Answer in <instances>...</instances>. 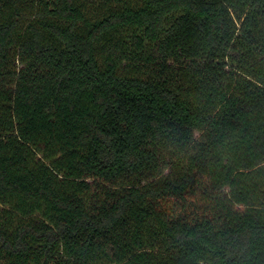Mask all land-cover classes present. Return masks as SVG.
<instances>
[{"label": "trees", "instance_id": "trees-1", "mask_svg": "<svg viewBox=\"0 0 264 264\" xmlns=\"http://www.w3.org/2000/svg\"><path fill=\"white\" fill-rule=\"evenodd\" d=\"M0 264H264V0H0Z\"/></svg>", "mask_w": 264, "mask_h": 264}, {"label": "rangeland", "instance_id": "rangeland-1", "mask_svg": "<svg viewBox=\"0 0 264 264\" xmlns=\"http://www.w3.org/2000/svg\"><path fill=\"white\" fill-rule=\"evenodd\" d=\"M200 136H201V133L200 132H196V134H195V141H194V143L190 146V148L188 149V151H187V156L188 155H191L192 153H194V151L196 150V148H197V144H198V142H199V140H200ZM168 172V171H167Z\"/></svg>", "mask_w": 264, "mask_h": 264}]
</instances>
